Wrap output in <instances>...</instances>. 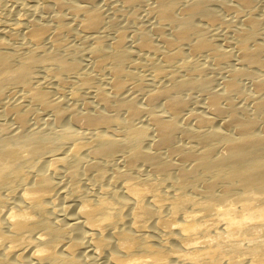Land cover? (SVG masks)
Returning <instances> with one entry per match:
<instances>
[{
    "label": "bare ground",
    "instance_id": "1",
    "mask_svg": "<svg viewBox=\"0 0 264 264\" xmlns=\"http://www.w3.org/2000/svg\"><path fill=\"white\" fill-rule=\"evenodd\" d=\"M0 264H264V0H0Z\"/></svg>",
    "mask_w": 264,
    "mask_h": 264
},
{
    "label": "rangeland",
    "instance_id": "2",
    "mask_svg": "<svg viewBox=\"0 0 264 264\" xmlns=\"http://www.w3.org/2000/svg\"><path fill=\"white\" fill-rule=\"evenodd\" d=\"M69 96H71L72 98L74 97L73 93H70V95H69Z\"/></svg>",
    "mask_w": 264,
    "mask_h": 264
}]
</instances>
